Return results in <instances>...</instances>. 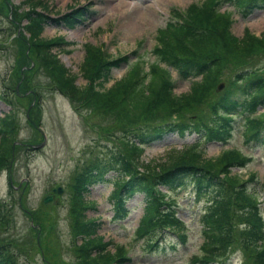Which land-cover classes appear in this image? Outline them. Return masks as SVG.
I'll list each match as a JSON object with an SVG mask.
<instances>
[{
    "label": "trees",
    "instance_id": "trees-1",
    "mask_svg": "<svg viewBox=\"0 0 264 264\" xmlns=\"http://www.w3.org/2000/svg\"><path fill=\"white\" fill-rule=\"evenodd\" d=\"M32 1L34 0H24L17 4L12 3V0H0V10L8 15L9 22L15 26L8 29L13 35L15 33L13 42L19 47L21 60H24L19 69L21 71L24 67L27 68H24L23 75L19 76L20 81L27 77L37 80L35 78L39 77L40 72L47 73L50 78L52 76L51 82L55 88L71 98L76 106L81 109L88 106L92 110L97 109L111 116L112 123L105 127L107 134L112 135L117 130L124 140L123 150L124 147L126 149L124 153L110 151L103 156L90 158L73 178L70 214L75 241L80 240L74 247L79 264H120L123 260H129L125 257L123 247L116 250L117 254L109 253L108 243L98 234L99 224L86 216L91 207L86 200L87 192L91 186L103 181L104 176L111 170L118 172L121 177L118 179L122 180L118 181L114 192L116 218H125L128 215L126 202L130 198L140 193L144 195L146 206L138 234L145 238L152 237L146 239L148 246L154 243L153 236L158 233L174 232L181 227L171 209L172 200L169 193L161 188L171 192L191 186L197 193L211 194L213 199L201 217L204 227V243L201 247L203 254L196 255L194 261L200 264H218L241 246L248 251L253 264H264V218L257 200L250 194L244 181L234 186L231 178L225 174L227 171L223 173L221 166L213 165L206 158H202V155L194 150L195 145L181 153L173 151L174 155L167 163H144L140 159L142 146L161 138L164 134L196 133L209 141L227 140L232 135L235 115L241 112L254 114L258 106L264 104V75L258 74L253 68L242 69L245 57L264 53V30L260 36H256L247 29L243 38L239 39L231 33V21L221 10L222 5L230 4L235 6L236 11L247 14L256 8H264V0H202L201 3L190 4L184 14L174 8L171 12L172 18L179 20H171L163 29H159L158 43L153 55L159 62L176 69L184 79L200 78L193 81L188 93L175 95V84L172 83L168 72L155 62L149 73L154 79L157 78L162 86L157 91L151 90L154 96L146 98V107L139 110H136L137 105L135 106L137 98L129 100L134 92L133 88L126 92L125 97L121 96V93L127 86L124 83L130 85V80H133L134 88L143 86L146 74L140 75L139 82L133 76L134 69L131 68L129 74L112 87L98 92L94 87L96 81H107L113 68L127 62V56L111 60L104 51L92 45L88 46L81 70L89 86L79 88L76 85L77 77L58 56V51L66 45L64 38L57 36L45 39L42 35L48 25L74 27L82 24L92 12L78 7L66 15L58 14L52 17L47 11L38 10V4H43L42 0L24 8L25 3ZM42 7L45 8L46 4ZM218 38L220 47L210 51L208 48L213 47ZM229 58L235 60L236 69L240 73L234 82H228L232 85L217 93L216 87L220 83L221 75L232 61H228ZM137 65L138 63L134 66ZM157 69L161 72L158 73ZM25 92L30 100L37 99L35 89L29 88ZM8 97L9 93L4 100ZM163 106L165 108L162 109ZM167 114L169 120L165 116ZM249 122L246 131H252L250 127L255 125V119ZM17 124L13 112H7L0 118V171L7 170L9 176L17 153L23 149V146L18 144ZM257 133H252L253 137ZM191 153L192 156H187ZM239 160L237 154H230L227 166L237 162L242 165ZM34 220L36 226L42 225L35 217ZM10 222L8 211L1 203L0 238L2 235L5 238L3 242L0 241V264H18L11 245L19 241L14 237L8 239L10 234L7 233L10 229L8 231L6 228ZM237 223L243 225L241 229L237 227ZM235 244L238 246H232ZM56 258L59 260L60 257L57 255ZM55 261L54 264H59Z\"/></svg>",
    "mask_w": 264,
    "mask_h": 264
},
{
    "label": "rangeland",
    "instance_id": "rangeland-1",
    "mask_svg": "<svg viewBox=\"0 0 264 264\" xmlns=\"http://www.w3.org/2000/svg\"><path fill=\"white\" fill-rule=\"evenodd\" d=\"M23 1L12 0V3L19 4ZM37 1L25 3L24 8L32 6ZM42 1L43 4H38V10L47 11L52 17L56 14L66 15L78 7L94 12L85 24L74 27L49 25L42 35L45 39L57 36L64 38L66 45L58 51V56L69 71L77 77L76 85L79 88L89 86L81 70L88 46L92 45L104 51L109 59L128 55L126 63L123 62L120 67L113 68L109 80L96 81L94 87L97 92L110 88L127 76L131 68L134 69L133 76L139 82H141L140 75L146 74L143 86L134 88L133 80H130V85L124 83L127 86L121 93V96L125 97L126 92L133 88L134 92L129 100L137 98L135 106H139V108L136 106V110H139L146 107V98L154 96L152 91H157L162 86L159 80L154 79L149 73L151 66L158 61L151 52L158 43V29L164 28L170 20L174 7L184 14L190 4L201 3L202 0ZM45 4L46 7L43 8L42 5ZM221 8L222 12H225L224 15L232 22L229 27L235 37L242 38L247 29L258 36L264 30L263 10L243 15L235 12L232 5H222ZM7 16L0 10V118L7 112L15 114L19 141L25 145L30 144V141L40 144L44 137L42 132L47 136L43 146L33 148L27 145L23 152H18L19 155L14 161L11 172L16 182L15 186L17 187L19 183L17 188H13L15 190L10 192L8 173L0 172V201L4 204V209L8 211L11 221L10 231L7 233L11 236L8 235V239L15 237L19 241L11 245L16 253L18 264H46L44 260L54 264L53 261L58 259L57 255L60 258L55 261L56 263L79 264L74 247L80 240L74 242L70 214L72 177L75 171L85 164L87 157L95 158L110 151L124 153L125 150L126 152L125 147L124 150L122 147L124 140L121 139V134L117 130L112 135L107 134L105 127L112 123L111 116L97 109L92 110L88 106L82 109L76 106L70 98L55 88L51 82L52 76L50 78L47 73L40 72L39 77L35 78L37 80L27 77L20 81L19 76L23 75L24 68H27L24 67L21 71L19 69L24 60H21L18 54L19 47L13 42L15 33L13 35L8 29L10 22ZM219 47L220 38L213 47L208 49L215 51ZM243 60L246 61L243 62L242 69L253 68L258 74L264 75V53L257 56L252 54ZM228 61H231L230 66L221 75V79L227 80V83L234 82L235 75L239 73L235 60L229 58ZM136 63L138 65L135 67ZM160 66L166 69L164 64ZM168 69L170 72L168 76L176 83L174 94L189 92L196 79L183 80L174 69ZM156 71L161 72L160 69ZM99 83L102 85L100 86ZM228 85L232 84L228 83ZM29 88L37 91V99L32 101L27 97L28 94L25 91ZM7 93L9 97L4 100ZM163 113L161 116L164 118ZM168 114L165 115L167 120L170 119ZM163 118L158 119L163 120ZM255 118L264 121V109H260ZM233 123L234 135L228 143L206 144L196 135H187L186 138H182L170 134L144 148L145 151L140 154V159L144 163L152 161L167 163V160L174 155L171 150L181 152L185 148L183 147L185 143L201 141V147L198 148V152L203 154L201 157L206 158L213 165L221 166L224 169L223 173L227 171L225 174L231 178L234 186L245 181L250 187V194L257 202L260 201L264 215V199L262 186H260V183L264 181V146L260 144L254 146L245 141L244 115L236 117ZM234 151L240 158L242 155L248 156V161L246 160L244 167L235 166L230 170L231 166H227L228 158ZM192 155L191 153L187 156ZM252 175L255 176V181L251 180ZM115 177V173H109L104 182L91 188L86 198L93 206L87 210L86 216L96 219L99 223V233L104 237L103 241L108 243L109 253H115L123 247L129 260H123L124 262L120 264H187L194 254H203L200 252V246L204 243V237L199 217L209 203L206 196L195 197V193L189 188L172 193L173 205L177 207L179 218L185 222L183 229L186 234L185 242H181L176 235L167 234L164 242L160 241L158 246L149 251L146 239L152 237L143 239L136 232L144 211L143 196L137 195L127 202L126 207L130 210L129 217L116 219L115 198L112 193L116 183ZM257 181H260L259 184L256 183ZM59 186L63 188V191L58 193L53 201L43 203L44 195L52 193L53 189ZM240 201L243 202L241 198ZM34 217L42 224L41 226H32ZM4 238L5 236L2 235L0 241L3 242ZM143 241L144 245H142ZM241 257L242 251L239 250L237 253L232 251L229 260L224 263L241 264L243 259Z\"/></svg>",
    "mask_w": 264,
    "mask_h": 264
},
{
    "label": "water",
    "instance_id": "water-1",
    "mask_svg": "<svg viewBox=\"0 0 264 264\" xmlns=\"http://www.w3.org/2000/svg\"><path fill=\"white\" fill-rule=\"evenodd\" d=\"M224 82H222L220 85H219V87H218V90H221L223 87H224ZM52 199V195H50V196H47V197H45V201L47 202V201H50Z\"/></svg>",
    "mask_w": 264,
    "mask_h": 264
},
{
    "label": "bare ground",
    "instance_id": "bare-ground-1",
    "mask_svg": "<svg viewBox=\"0 0 264 264\" xmlns=\"http://www.w3.org/2000/svg\"><path fill=\"white\" fill-rule=\"evenodd\" d=\"M119 9V8H118Z\"/></svg>",
    "mask_w": 264,
    "mask_h": 264
}]
</instances>
